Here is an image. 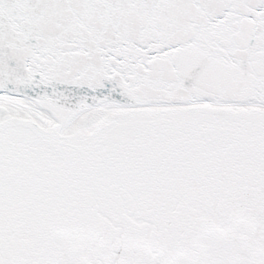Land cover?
<instances>
[{
  "label": "snow or ice",
  "instance_id": "snow-or-ice-1",
  "mask_svg": "<svg viewBox=\"0 0 264 264\" xmlns=\"http://www.w3.org/2000/svg\"><path fill=\"white\" fill-rule=\"evenodd\" d=\"M0 264H264V0H0Z\"/></svg>",
  "mask_w": 264,
  "mask_h": 264
}]
</instances>
